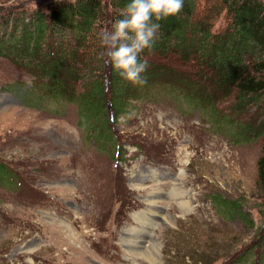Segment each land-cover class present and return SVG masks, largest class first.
<instances>
[{"label":"rangeland","instance_id":"374dc122","mask_svg":"<svg viewBox=\"0 0 264 264\" xmlns=\"http://www.w3.org/2000/svg\"><path fill=\"white\" fill-rule=\"evenodd\" d=\"M61 1L0 0V14ZM32 75L0 56V163L11 173L0 179V264H152L134 253L141 238L155 264H264L253 106L233 111L227 97L214 117L157 91L109 122L102 143L74 103L36 96ZM232 202L248 224L227 212Z\"/></svg>","mask_w":264,"mask_h":264},{"label":"trees","instance_id":"16d2710c","mask_svg":"<svg viewBox=\"0 0 264 264\" xmlns=\"http://www.w3.org/2000/svg\"><path fill=\"white\" fill-rule=\"evenodd\" d=\"M129 2L63 0L28 14H0V56L32 69L36 96L74 103L78 121L102 143L113 140L109 122L157 91L177 95L214 117L221 116L216 103L232 96L233 111L253 106L259 117L256 130L264 124V0H183L178 14L153 21L160 28L154 47L139 55L147 61L142 84L125 80L102 56L100 34L122 18ZM220 13L224 24L213 31ZM83 70L86 80L77 91ZM240 129L244 135L250 131L245 124ZM260 151L255 187L264 197V144ZM10 176L0 163V179L10 184ZM226 204L229 214L250 222L234 202Z\"/></svg>","mask_w":264,"mask_h":264},{"label":"clouds","instance_id":"9594fccd","mask_svg":"<svg viewBox=\"0 0 264 264\" xmlns=\"http://www.w3.org/2000/svg\"><path fill=\"white\" fill-rule=\"evenodd\" d=\"M183 0H130L110 30L100 34L105 52V63L132 84L144 83L141 74L147 68V61L140 60L144 50L154 47L160 21L178 14Z\"/></svg>","mask_w":264,"mask_h":264},{"label":"bare ground","instance_id":"6f19581e","mask_svg":"<svg viewBox=\"0 0 264 264\" xmlns=\"http://www.w3.org/2000/svg\"><path fill=\"white\" fill-rule=\"evenodd\" d=\"M174 195H177V196H178V193H176V194H174ZM179 198H180V197H179ZM150 218H151V217H150ZM151 222H153V221H151ZM142 236H143V235H142ZM133 239H134V238H133ZM130 242H132V241H130ZM145 244L147 245V247H145V249H143L144 246H145ZM131 245H132L133 247L136 246V248L139 247V250H137V251L134 252L135 254H137L138 256H139V255H142V256H144V257L146 258V260H148L150 263L155 264V260L153 261V260L151 259V250L153 249V248H152V244L149 242V240H148L147 238H141L139 241L131 243ZM153 257H154V256H153Z\"/></svg>","mask_w":264,"mask_h":264}]
</instances>
